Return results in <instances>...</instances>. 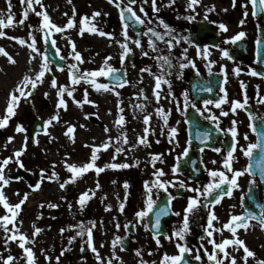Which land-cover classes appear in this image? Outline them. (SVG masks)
<instances>
[{
	"label": "rangeland",
	"instance_id": "1",
	"mask_svg": "<svg viewBox=\"0 0 264 264\" xmlns=\"http://www.w3.org/2000/svg\"><path fill=\"white\" fill-rule=\"evenodd\" d=\"M44 11L47 12L51 21L57 26H64L69 18H72L75 22V27L67 29L63 33H57L52 31L51 39L56 42V48L59 49L60 55L65 57L63 60L64 71H57V68L50 63L52 69L51 73H47L44 78V82L38 85L34 92V95L29 100L21 99L19 107L16 109V115L13 116L8 125L0 129V161L6 157H13L15 150L21 148L24 136L27 135L26 150L19 158L24 167L21 168L15 163V157L12 162L9 163L4 169L5 175L9 178V184L3 189L10 204L17 203L23 198L25 193L34 195L42 190H54L57 194L56 202L41 201L36 203L33 207H29L28 198L22 205L21 211L17 217V226L25 223L27 230L24 232L29 239H34V244H26V247L32 248L35 257V264H98L95 254L87 246V233L83 236H77L76 232L79 228L76 227L80 222H83L86 228L92 229L93 246L97 249L103 261L106 262L112 259V264H115L116 259H113L112 237L111 233L113 229V218H116L115 214L121 212L120 204H124L123 212H133L144 209L146 202L145 182L149 185L156 179L153 173L157 169H162L165 175L160 177L161 180L172 182L167 186H176L177 181L181 178L184 179V175H173L172 166L173 162L178 157L177 154H173L169 145V140L164 138V128L168 127V123L165 126L163 120L156 112L157 108H160L167 114L169 110L168 99L166 100L165 91L160 89V100L157 103L155 96L153 95V89L155 86V75H161L157 66V60L154 57L158 55H164L160 51L159 41L154 39L156 52H153L148 46L149 38H141V48H137L132 40H135L132 32L127 29L128 36L131 38L127 43L132 49L130 55L138 60V64H129L125 62L123 66L120 62V54L122 49L116 43V41H123L122 24L118 17V9L112 4L108 3V0H42ZM247 0H236L235 7H233L232 0H200V4L195 6V12L186 11L187 0H175V4L170 7H161V5H167L168 0H157V6L160 7L161 13H153L151 0L141 5V0L137 1L133 5L134 11L137 15L145 19V23H148L149 19L152 21L154 27L160 28L159 20L165 19L166 12L177 11V15L181 17L194 16L197 14L204 16L206 9L214 6L215 10L207 12V14L214 16L219 20V23H223L228 27L231 21L245 18L243 13L244 8L242 4H246ZM14 23L21 19V14L26 8V5L22 6L20 0H11ZM123 4L127 5L126 0H123ZM143 6L145 12L148 14V18L144 17V14L139 11ZM36 11H40L39 5H34ZM73 9H75V15H73ZM226 9V11H225ZM166 10V12H164ZM99 11L100 16L91 19L85 28L94 25L97 29L106 33V21L107 18L115 20L111 29V34L114 39L108 37H102L95 33H89L85 31L83 35L79 34L81 17H92L93 12ZM247 11L250 14L249 4ZM0 13L4 14L5 23H7L8 5L6 0H0ZM107 13V15H104ZM67 14V15H65ZM41 17H37L34 12H29L24 25L18 27H6L0 29L6 33V36L0 37V47L4 48L11 56L18 57L17 53L23 51L26 55L35 57L32 59L34 63V69L30 76H34L35 72L39 68L41 63V57L36 53H32L27 46L19 45L15 40L8 39L7 37H19L31 43L29 39V32L36 40V47L41 53H44L45 47L42 39V32L36 31L41 22ZM149 24V25H150ZM28 25H31L30 29ZM155 29V28H154ZM71 39L83 59V63H78V67L81 71L96 70L99 69L106 57H111L107 61L108 65L115 69H122L125 78L128 83L122 88H116L115 92L119 93V96L113 92L100 91L97 92L90 84L84 83L73 86L75 91L73 96L77 101L84 99L85 90L88 93V100L92 103H84L81 106H77L73 103L72 98L65 95L67 102V111L60 109L57 110L55 105L57 102L56 89L50 87V78L55 76L58 84L70 85L68 79L67 65L71 63H77L72 59L69 53L72 51L71 46L67 43L68 39ZM55 48V50H56ZM146 51L148 56H143L141 52ZM9 62L5 56L0 54V104H6L8 94L12 89L11 71L9 70ZM142 68H150L153 75H150L147 71L141 72ZM97 82L105 83L104 77L96 78ZM21 81L16 83L19 84ZM110 86V85H109ZM111 87V86H110ZM143 89L144 95L147 99L139 100V95L136 92ZM49 95L45 98L44 93ZM135 97V98H134ZM154 97V100H153ZM123 99L124 112L121 114L117 109V101ZM120 102V101H119ZM143 104L145 110L141 112L136 109L134 105ZM172 104V103H171ZM0 117H3L5 112H1ZM5 111V109H4ZM59 111V122H53L52 125L46 130L48 135H45V130L40 134L32 135L29 131V126L33 120L36 119L43 124V121L48 120L53 114ZM151 114L149 125H144L143 116ZM123 115L125 124L122 127V131L126 133L128 143L122 144L125 155H129L136 164L128 168L110 169L106 168L105 171L97 175L94 171L90 170L80 177L75 179V182H69L65 184L63 189L60 188L61 183H65L71 177L65 166V159L67 162H74L76 165H83L88 162L91 155V147L88 146H100L104 142L108 141L109 137H115L117 133L116 127H114V121ZM87 117V118H86ZM135 117V118H134ZM169 120V119H168ZM168 122V121H167ZM17 124L22 125L25 129V133H16L15 127ZM74 126V132L71 134L74 137V143L64 133L67 130L68 125ZM83 125V127H81ZM105 127H108L109 131L105 132ZM149 128L147 134V146L138 144L137 138L144 135V128ZM115 132V133H114ZM118 134V133H117ZM8 137H13L11 143H7ZM33 138L38 140V144L33 143ZM176 139V138H175ZM18 140V144L12 147L14 141ZM178 141V140H176ZM132 145H136L134 148ZM14 149V150H13ZM70 149H73L70 151ZM112 145L105 151L99 152L98 156L105 163L112 160L113 150ZM131 149V150H129ZM129 153V154H128ZM100 154V155H99ZM73 157H72V156ZM159 155L161 160L152 162V156ZM124 162L123 160H121ZM98 162V160L96 161ZM95 162V163H96ZM55 164V168L52 165ZM97 164V163H96ZM100 164V162H99ZM107 164V163H106ZM101 167V165H99ZM21 168V169H20ZM18 170H22L25 173L31 175L33 182L39 183L40 188L33 191L29 186L28 181L19 174L17 180H12L10 177L15 175ZM41 170H43V178ZM21 171V172H22ZM57 173L58 179H49L51 172ZM171 174V176H170ZM171 177V179H170ZM170 179V180H169ZM185 180V179H184ZM99 182L100 187L97 189L96 183ZM114 191L118 195L109 197L107 194L108 186H112ZM127 182L128 188L125 190L124 184ZM110 184V185H109ZM186 194L182 199L185 202L195 195V193L187 191V188H197L194 184L185 183ZM91 190L89 199L83 209L77 203L79 196L83 192ZM158 192L159 189L153 188L152 192ZM7 193V194H6ZM15 193H19L16 195ZM94 193V195H92ZM154 193H151V195ZM115 200V203H109L110 200ZM144 200V202H143ZM35 202V200H34ZM113 202V201H112ZM48 204H56L58 207L50 208ZM71 204V208H69ZM40 205H44L40 207ZM110 207V211H106V208ZM177 211V210H176ZM7 213L6 210L0 206V216ZM111 215V216H110ZM40 217L37 219V217ZM22 221V224H20ZM29 224H26V223ZM95 223V227H92V223ZM33 225L39 227L42 231L36 236L32 237ZM11 228V225H8ZM61 229H64L63 233ZM0 234L3 235V242L1 245L5 247V253L12 255L15 259L12 264H26V258L24 257L23 250L19 248L18 241L9 240L5 244V233L0 228ZM11 233H9L10 235ZM74 237L72 242L69 243V238ZM110 239V241H107ZM103 245V247H101ZM83 248V251L81 249ZM65 249L64 254L61 252ZM117 249V246L116 248ZM105 250H107L105 252ZM255 253V259H252L256 264L257 259L261 256L264 260V248L263 250L253 251ZM6 256V257H7ZM50 259H45V257ZM116 256V253H115ZM0 257L2 255L0 254ZM57 257L59 261L57 262ZM2 260H0L1 262ZM248 264V263H247Z\"/></svg>",
	"mask_w": 264,
	"mask_h": 264
},
{
	"label": "snow or ice",
	"instance_id": "2",
	"mask_svg": "<svg viewBox=\"0 0 264 264\" xmlns=\"http://www.w3.org/2000/svg\"><path fill=\"white\" fill-rule=\"evenodd\" d=\"M70 3L71 0H68ZM148 0H141V5L147 3ZM6 3L8 5V14H7V23H5L4 19V14L0 13V29H4L6 27H18L24 25L25 20L27 19L29 12H34L37 17H41V22L39 24V27L36 28V31H40L45 33L43 36V39L45 43L48 42L49 38L52 35V31L54 30L57 33H63L67 29H72L75 27V22L72 18H69L67 20V23L64 26H57L55 23H53L47 14L46 11H44V5L42 3V0H20V3L22 6L26 5V8L21 14V19L18 22L14 23V18L13 14L11 13V0H6ZM109 4H112L114 7H116L119 10L120 14V19H121V24H122V35H123V41H116V43L119 45V47L122 49V52L120 54V62L121 65L123 66L124 61L127 56L132 52V49L128 45V41L131 39L128 36L127 29L129 27V21H131L133 24L137 25H143L145 23V19H142L141 16L137 15L136 11L133 9V5L137 3V0H128V4L125 5L123 4V0H108ZM173 4H175V0H168L167 5H161V7H170ZM200 4V0H187V7L186 11H192L195 12V6ZM233 7H235L236 0H232ZM248 4L252 6V16L253 17H264V0H247L246 4H242L241 7L245 9L243 16L246 18L249 13L247 11ZM34 5H39L40 11H36L34 8ZM151 6H152V11L153 13H158L160 11V7L157 6V0H151ZM215 8L214 6L211 8H207L205 12L204 19L207 20V12L214 11ZM139 11L144 14L145 18H148V14L145 12V9L143 6L140 7ZM226 11V9H225ZM67 15V14H65ZM73 15H75V9H73ZM101 13L99 11L93 12L92 17H81L79 24H80V29H79V34L83 35L85 31H88L89 33H95L98 34L102 37H108L110 40L114 39L111 33H105L99 29H97L94 25L91 27L85 28V25L91 20L94 19L97 16H100ZM104 15H107L105 13ZM185 19H188L191 21L194 19V16H187ZM151 23V20L149 19L148 21ZM245 23V20L242 19L240 21V24L243 25ZM159 24L164 28L163 33H159L155 31L152 28H149L143 35H149L151 34V37H155L156 40L164 42L167 45L168 52L171 53L173 47H174V42L175 44H179L181 40H184L185 43L192 44V41L188 37H179L178 35H173L174 29H172L168 24L164 23L163 20H159ZM28 27L31 29L32 26L28 25ZM219 29L227 32V26L224 25L223 23L218 25ZM259 28V26H258ZM261 31H264V29H261ZM138 36L140 33L137 34ZM6 36V33L2 30H0V37ZM245 36V33L243 31L235 34L232 37H229L224 40L225 44H236L237 41H240L243 37ZM165 37H170L169 39H165ZM8 39H13L15 40L19 45L21 46H27L32 53H36L41 57V63L39 64L38 70L35 72L34 76L30 75H25L22 79V81L16 85L14 91L9 92L8 94V99L6 103V108H5V114L3 117H0V129L5 128L9 120L16 115V109L19 107V102L21 99L24 100H29L31 96L34 95L35 90L37 89L38 85L42 84L44 82V78L46 77L47 73H51L52 69L50 67V61L49 58L41 53L39 49L36 47V40L35 37L32 35V32H29V39L31 40V43H28L26 40L21 39L19 37H7ZM67 43L71 46L72 51L69 53V55L72 57L74 61L77 63H71L67 65V71H68V79L70 81V85H61L58 84L57 78L53 75L50 78V87L53 89H56V96H57V102H56V109L60 110L63 109L67 111V102L65 100V95L68 97L72 98V101L74 104L77 106H81L84 103H92L91 101L88 100L87 96V90H85L84 93V99L81 101H77L74 96L73 92L75 91V88L73 86L80 84L82 81L84 83L90 84L97 92L100 91H105V92H113L115 95L119 96L118 92H115L116 88H122L124 87L128 81L126 78H123L120 75H117L118 69H115L111 66L108 65L107 61L111 59V57H106L102 66L99 69L96 70H85L81 71L78 67V63H83V59L81 54L76 51V46L74 42L69 38L67 40ZM132 43L136 45L137 48H141V41L139 38L132 40ZM257 62H260V46L264 44V40L258 39L257 40ZM52 47L56 48V42L54 40L51 41ZM148 46L149 48L152 49L153 52L157 51V48L155 46V42L150 38L148 41ZM195 46V45H193ZM217 49L221 53V58L222 59H232V56L229 54V51L227 49H221L219 46H216ZM187 51L188 49L185 48L183 52L181 53V56L179 57V62H178V67L181 70V73L177 75V79L181 78L182 75V70L186 67H193L195 68V63L192 60H189L187 57ZM0 54L5 56L8 60L9 63L15 64L16 61L15 59L7 52L5 51L4 48L0 47ZM143 56H148L149 53L146 51L141 52ZM56 55L57 57L63 61L65 60V57L60 55L59 49L56 48ZM210 56V52L207 47L203 48L201 50L199 46H197V58H202L204 60H208ZM35 57H32L31 59H34ZM31 59L29 60V63H31ZM154 59L157 60V66L163 68V66H167V69L171 70L174 65L172 63V60L168 55H158L154 57ZM162 62V63H161ZM212 63H215L214 61H209V71H210V66ZM57 71H64L63 67L57 66ZM141 72L147 71L150 75H153L150 68H142L140 70ZM233 73L236 76H239L241 74V69L239 67L234 68ZM170 75V71L166 73ZM211 74V71H210ZM126 75V74H125ZM221 75H224L225 78V83L227 82V75L225 73V68L223 65H221ZM248 75L251 76H259L261 79H264V73L257 72L255 70L249 69ZM165 74L161 75H155V86L153 89V95L156 98L157 103H159L160 100V89L162 84H168L169 89L171 88L170 82L164 78ZM98 77H104L105 79L114 81L113 85L110 87L108 83H100L97 82ZM241 89L243 90L246 85L241 81ZM258 87V86H257ZM210 91L211 89H207ZM221 92H224L225 95L224 97H221L218 101H212V100H205L204 104H214L215 107L220 108L222 104L228 103L226 97L227 93L226 90L224 89L223 86H221ZM48 93L45 92L44 96L45 98L48 97ZM169 95L171 96V90H169ZM135 98V97H134ZM139 98L147 99V97L144 95L143 89L140 90L139 93ZM258 103L264 104V97H259ZM188 105V99L187 95L185 94V106L187 107ZM247 105V96L245 95V99L243 102L240 101H232L231 102V107L230 111L235 114L237 109H243ZM136 109H139L141 112L145 110V105L143 104H137L134 105ZM192 107H195L193 104ZM117 108L119 112H123V109L120 108V102L117 101ZM179 110V108H177ZM199 111V110H198ZM156 112L159 114L160 118L163 120L164 125H167L168 121V115L164 113V111L160 108L156 109ZM229 113L227 111H224L221 109L220 115L221 116H227ZM87 118V117H86ZM135 118V117H134ZM210 121H217L218 118L215 115H209L206 117ZM151 119V114H146L143 116V123L144 125H149ZM250 121L253 119V117L250 115L249 116ZM60 116H59V111H57L55 114H53L48 120L43 121L42 127L45 130V135H48L47 129L50 125H52L53 122H59ZM125 124V119L123 115H120L115 121H114V127L117 129V136L115 137V143L117 145L120 144H127L128 139L127 135L125 132L122 131V127ZM233 127L230 129L231 136H232V145L230 147V150L227 152L226 157L222 161V168L224 170H208V176L210 177L209 183L205 184L201 187L197 188H187V191L195 193L194 196L189 197L187 206L184 209V216H183V222H182V227L179 229H174L172 232L171 237L167 236V234H164L161 232V217L166 216L169 214L170 210V204L171 200L174 199L171 195L168 197V205L166 207H162L159 209V211L155 212V220L154 223L152 224V227L156 230L153 239L156 241L157 247H160V240L158 238L159 235H164L165 239H176V248H177V254L176 255H168L165 253L161 259L160 264H189V262L185 259L186 254L191 253V249L187 247L185 243H181L182 241L185 240L186 234L190 232V227H189V216L192 214L194 211H196L200 207H205L207 208L209 205L208 204H201V198H203L204 201H210L212 205L219 204L221 200L227 196L231 197L233 190L235 188H238V178L245 175L246 173L248 175H252L251 172V165H249L247 168L243 170H235L232 166L233 164V159H234V153L236 151V145L238 141L236 140L237 136V131L235 128L236 121L232 122ZM83 127V125H81ZM249 127L252 129L254 133L257 134V142L256 143H250L247 145L246 148L241 147L240 151L243 153L244 156L251 158L253 156L254 150L259 149L260 151V157L259 160L257 161L256 167L259 169V173L261 176V181L264 182V130L258 131L256 127H254L251 123L249 124ZM105 132L107 133L109 129L105 127ZM219 130V129H218ZM144 135L140 136L137 138V143L146 145L147 146V134L149 133V128L145 127L144 128ZM15 132L16 133H25L26 129L20 125L17 124L15 127ZM74 132V126L68 125L67 130L64 133L72 142L74 143V137L71 135ZM176 133L175 128H171L169 130V135L173 136ZM198 136L200 135L199 133L197 134ZM204 140L206 141L208 138L207 133L203 134ZM245 139H247V135H245ZM13 140V137H8L7 143H11ZM27 140L28 137L27 135L24 136L23 143L21 148L17 149L13 153V157H15V163L23 168L24 165L20 161V157L22 156L23 152L26 150V145H27ZM203 142V141H202ZM33 143L38 144V140L33 138ZM113 143V138L109 137L108 141L104 142L100 146H88L86 147H91V155L88 160V162L84 163L83 165H76V164H68L67 160L65 159L64 166L66 170L71 173V177L69 178L68 181H65V183L60 184V188L63 189L65 187V184L72 182H75V179L77 177L82 176L83 174L87 173L88 171L92 170L94 171L97 175L105 171L106 168H111V169H120V168H128L130 167L129 164L127 163H110V164H105L103 167H99L96 165V161L99 159L98 153L101 150H107ZM136 145H132L134 148ZM131 150V149H129ZM215 151L219 152L220 149H214ZM124 149L122 146H117L115 147V152L113 154L112 159H116V155L120 154L123 152ZM188 153V149L185 148L183 155L186 156ZM13 157H6L2 161H0V206H2L7 213H10V215L5 214L3 216H0V228L3 229L5 233V244L9 240L11 241H18V246L23 250L24 257L26 258V264H35V257H34V252L32 248L26 247V244L32 243L34 244V239H29L27 235L24 233L20 232V228L17 226L16 220L17 217L21 211L22 205L25 203V201L28 198V193H25L23 198H21L17 203L15 204H10L8 202L7 196L5 195L3 189L9 184V178L6 177L4 169L7 165H9L10 162H12ZM156 160H160L161 163H163V160H161L159 155H153L152 156V162L154 163ZM215 163V161H213ZM55 164L52 165L53 168H55ZM173 174L177 172V168L173 167L172 168ZM42 173V178H43V170H41ZM227 173H231V176H229ZM153 175L156 177V179L152 182L151 185H149L148 182H145V192H146V207L140 211L135 212V217L137 218V223L144 221L146 217L149 216V213H152L154 211V206L156 205V201L152 199L151 193L152 189L155 187L157 189H162L165 192H167V186L171 184L172 182L170 181H164L161 180L160 177H163L165 173L163 172L162 169H157ZM49 179H58L57 173L55 171H52L50 176L48 177ZM115 183V181H113ZM250 185L254 183V181H249ZM179 186L181 188H186V185L184 184L183 181L179 182ZM33 191L38 190L40 188V184L36 183L34 186H31ZM97 189L100 187L99 182L97 181L96 183ZM125 190L128 188L127 182L124 184ZM91 190L87 192L81 193V195L78 198L77 203L80 205L81 209L85 206L86 202L91 199L90 195ZM16 195H19V193H15ZM94 195V193H92ZM44 205H40V207H43ZM258 207L261 208L260 215L257 216L254 212L245 209L244 214L242 215H230V219L222 225V229L228 230L232 238H224L220 242H217L215 239H212L213 237V232H221V229H217L213 225V221H218V217L215 215L214 212L209 211L207 213V226L204 228V233L205 235L209 238L208 243L212 245V252L208 253L205 250V255H207V259L211 264H225V259L228 260V264H236V257L232 255V253L225 251L226 247L228 246H233V251H238L240 249H243V256L241 259L243 260V264H247L248 258H255V253L251 251L244 243L243 240L239 239L237 237V229L238 228H244L247 230L250 225L248 221L250 220H255L257 223L261 226L262 230H264V206L262 205H257ZM48 207L50 208H56L58 205L56 204H48ZM69 208H71V204H69ZM110 207L106 208V211H110ZM124 210V204H120V211L122 212ZM175 215H180V213H174ZM40 217L38 216L37 219ZM92 223V227H95L94 222ZM131 223V222H129ZM20 224H22V221H20ZM8 225H11L12 227L9 228ZM145 229L148 228V224L144 223L143 225ZM76 227L79 228V231L76 232L77 236H83L85 232L87 233V246L88 248L95 254L96 259L98 264H104V261L102 257L100 256L99 252L97 249L93 246V238H92V229L91 228H86L83 222H80ZM132 227H135L133 224ZM116 228L119 229L120 225L117 224ZM125 230H128L129 224L124 225ZM33 232H32V237H36L42 229L39 227H35L33 225ZM64 229H61V232L63 233ZM9 233H11L9 235ZM72 239L74 237L69 238V243L72 242ZM201 240L204 239V237H200ZM117 245H120V250L123 251V239L119 236L115 237V239L112 241V247L116 248ZM103 247V245H101ZM203 247V245H201ZM68 249H65L61 252V255L64 254V251H67ZM83 251V248L81 249ZM223 254V257H220V254ZM151 254V253H149ZM135 255L137 257L141 256V252L137 250L135 252ZM15 258L12 255H8L6 258L3 259V264H12L13 260ZM45 259H50L49 257H45ZM57 262L59 261V257L56 258ZM113 259L120 260V257L115 256V253L113 252ZM194 259L196 261L201 260V256L199 252L195 255ZM107 264H112V259H109L107 261ZM121 264L123 262L121 261ZM140 264H147L146 261L140 260ZM256 264H264V260H257Z\"/></svg>",
	"mask_w": 264,
	"mask_h": 264
},
{
	"label": "flooded vegetation",
	"instance_id": "3",
	"mask_svg": "<svg viewBox=\"0 0 264 264\" xmlns=\"http://www.w3.org/2000/svg\"><path fill=\"white\" fill-rule=\"evenodd\" d=\"M126 3H128L127 0ZM249 8L250 14L248 15V19H244L245 23L243 25L240 24L242 19L232 20L227 32L219 29V20L210 14H207V20L204 19L205 15L202 16L198 13L194 19L189 21L185 19V17L178 16L177 11H164L166 14L163 21L174 29L173 35L188 37L192 41V44L185 43L184 40H181L179 44H175L174 42V47L171 53H169L167 45L159 41L160 51L163 52L164 55H168L174 65L171 70L167 69V66H163V68L158 67L160 74H165L164 78L168 80L171 85L170 89L168 84L161 85V89L165 91V102L168 99L167 103L169 106L167 112L169 119L167 122L168 127L164 128L163 135L164 138L170 141L169 145L172 153H178V157L174 160L172 168L176 167L177 162L188 158L183 155L185 148L188 149L187 155L189 158L187 161L190 167L188 163L187 166L190 172L187 173L182 170L175 174L172 172V174L184 175L185 180L181 178L180 181L187 184H194L196 187L202 188L203 185L209 183L210 177L208 176V170H224L222 168V161L232 145L230 129L233 127V121H236V140L238 141L232 164L235 170H243L250 165V158L244 156L240 151L241 147L246 148L248 144L256 143L257 141V135L249 127V124L251 123L255 127L257 124L264 123V104L257 102L259 97H264V79H261L259 76L248 75L249 69L264 73V44L260 46V62H257L256 43L258 39L264 40V31H261V29H264V17H253L251 14L252 6L250 4ZM158 13H161V11ZM118 17L121 22L120 14H118ZM108 19L109 18H107V21ZM112 20L113 24L110 28H108L106 21V33L111 32L112 26L115 23V20ZM149 24L148 22L142 25L140 40L146 37L154 41L155 37H151V34L143 35L149 28H155L154 30L159 33L164 32V28L161 25L158 29L154 27L153 24ZM241 31L245 33V36L240 41H237L236 44L224 43L225 39ZM133 36L137 39L134 34ZM169 38L170 37H165V39ZM217 45L221 49H227L232 59H222L221 53L216 47ZM197 46H199L201 50L205 47L208 48L210 56L207 61L202 58H197ZM185 48L188 49L186 55L189 60L194 61L195 68L191 66L184 68L181 78L177 79V75L181 73L178 67L179 57ZM129 56L131 61L127 59V56L124 63L138 64V60L134 59L130 54ZM209 61L215 62L210 66L211 74L209 71ZM221 65L224 66L227 75L226 83L224 75H221ZM236 67L241 69V74L239 76H236L232 71ZM119 70L122 71V69ZM169 71L171 74H166ZM104 81L107 83L105 78ZM241 81L246 85L243 90L240 86ZM221 86L226 90V99L228 103L222 104L220 108L215 107L214 104L205 105V100L218 101L221 97H224L225 93L221 92ZM207 89L211 90L208 91ZM169 90H171V96L169 95ZM185 94L188 99L187 107L185 106ZM245 95L247 96V105L243 109H237L235 114H233L230 111L231 102H243ZM139 100H141V98H139ZM119 101L120 108H122L124 112L123 99ZM193 104L195 107H192ZM177 108H179V110H177ZM221 109L227 111L229 114L227 116H221ZM123 112L120 113L123 114ZM209 115H215L218 120L210 121L206 118ZM250 115L253 117L251 121L249 119ZM171 128L176 129L174 137L169 135V130ZM198 133L200 134L199 136L197 135ZM204 133L208 135L206 141L204 140ZM245 135H247V139H245ZM214 149H220V151L217 152ZM213 161H215V163H213ZM96 163L97 166L101 165V167L106 164L101 158H99ZM197 166H199L200 172ZM227 174L231 176V173ZM180 181H177L178 183L176 186L170 185L167 192L159 189L158 192L153 191L152 193L154 194L151 195L152 199L156 201V204L160 201V205L156 211H159L162 207H166L169 195L174 197L170 204L171 212L161 217V232L167 234L169 237H171L174 229H179L183 226L184 209L188 202V200L182 202L186 191L179 186ZM249 181H254V183L250 185ZM113 185L114 183H112V186ZM238 185L239 187L233 190L232 196L230 198L225 196L219 204L212 205L210 201H204L203 198H201V204H208L209 206L207 208L200 207L190 214V232L186 234L185 240L181 243H185L187 247L191 249V253L186 254V259L193 264L210 263L207 259V255H205V250L211 253L212 245L208 243L209 238L204 233V228L207 226V213L209 211L214 212L218 217V221H213V225L215 228L221 229V232H213V237H211L217 242H220L224 238H232L228 230L222 229V225L230 219V215H242L245 209L254 212L257 216L260 215L261 208L257 205H262L264 202L263 185L261 181L256 176L246 173L238 178ZM250 190L252 193H250ZM252 198H255V201H252ZM145 207L146 203L144 205V208ZM156 211L149 213V216L139 223H137V218L135 217L136 211H122L115 214L116 218H113L114 232L111 233V236L113 235L111 239L113 241L115 237H121L123 239L124 248L123 251L120 250V245H117V249L113 248L116 256L120 257V260H116L115 264H121V261L123 264H140L141 259L146 261L147 264H160L165 253L168 255L177 254L176 243L180 241L176 239H165L164 235H159L160 247H157L156 241L153 239L156 230L152 227V224L155 220ZM174 213H180V215H175ZM144 223L148 224L147 229L143 226ZM248 223L250 227L247 230L244 228L237 229V237L243 240L251 251L263 250L264 230H262L261 226L255 220H250ZM117 224L120 225L119 229L116 228ZM125 224H129L128 230H125ZM133 224L135 227H132ZM202 236L204 237L203 240L200 239ZM3 240V235L0 234V254L2 255V257H0V260H2L0 264H3V259L7 256L4 245H1ZM107 241H110V239ZM201 245H203V247H201ZM137 250L141 252L140 257L135 255ZM106 251L107 250H105V252ZM225 251L232 253V255L236 257V264H243V260L241 259L243 256V249L233 251V246H228ZM197 252H199L201 256L200 261L194 259ZM220 257H223L222 253ZM255 258H248L247 263L249 264L251 260ZM258 258L262 260L261 256ZM254 263L253 261L251 264ZM225 264H228L227 259H225Z\"/></svg>",
	"mask_w": 264,
	"mask_h": 264
},
{
	"label": "bare ground",
	"instance_id": "4",
	"mask_svg": "<svg viewBox=\"0 0 264 264\" xmlns=\"http://www.w3.org/2000/svg\"><path fill=\"white\" fill-rule=\"evenodd\" d=\"M17 58L16 57H13L16 61L15 64H12V63H9V70L11 71V82H12V89H15L16 87V83L18 81H22L23 77L25 75H31L32 74V70L34 69V63L31 59V56L29 55H26L23 51H20L17 53ZM31 59V63H29V60ZM0 89H1V85H0ZM136 95L138 96L139 95V91L136 92ZM0 107L1 108V112H5L4 109L6 108V104H0ZM108 128V127H107ZM115 133V132H114ZM117 136V133H115V137ZM115 137L113 136V143H112V150L113 152H115V147L117 146H121L122 144L120 145H117L115 143ZM18 144V140L14 141L13 144H12V147H15L17 146ZM94 146V145H93ZM14 150V149H13ZM73 149H70V151H72ZM101 152H105L104 150H101ZM129 154V153H128ZM100 155V154H99ZM72 156V155H71ZM73 157V156H72ZM121 160H123L124 162H122ZM68 163V162H67ZM107 164H110V163H117V164H120V163H127L129 164L130 166L132 165H135L136 162L131 159L129 157V155H125L124 152H121L120 154H117L116 155V159L115 160H110V161H107L106 162ZM68 164H74V162H69ZM5 193V192H4ZM7 194V193H6ZM107 194L108 196L114 198V196L118 195V193L116 191H114V187L113 186H108V189H107ZM56 196L57 194L55 193L54 190H42L38 193H35L34 195H30L29 198H28V205L29 207H33L36 203H40L41 201H50L52 200V202H56ZM35 200V202H34ZM113 201V202H112ZM116 201L115 200H110L109 203H115ZM26 224H29L28 222ZM27 230V227H25V223H23L21 226H20V232L24 233L25 231Z\"/></svg>",
	"mask_w": 264,
	"mask_h": 264
},
{
	"label": "water",
	"instance_id": "5",
	"mask_svg": "<svg viewBox=\"0 0 264 264\" xmlns=\"http://www.w3.org/2000/svg\"><path fill=\"white\" fill-rule=\"evenodd\" d=\"M128 23H129V27L128 28L131 30V32L135 35L136 38H140V35L138 36L137 34L141 33L142 25L133 24L131 21H129ZM112 24H113V20L109 18L108 21H107L108 28H110ZM44 35H45V33L42 32V38H43ZM43 41H44V39H43ZM51 41H52L51 37L49 38L47 43H45V41H44V46H45L44 55H46L49 58L50 63H52L56 68H57V66L63 67V61H61L57 57L56 50H55V48L52 47ZM127 59L129 61H131L130 56H128ZM117 75H120L123 78H125V76H124L122 71H118ZM105 80L110 85H113V83H114V81H111V80H108V79H105ZM255 127L257 128L258 131L264 130V123L257 124ZM29 131H30V133L32 135L42 133L44 131V129L42 127V123H40L39 121L34 119L32 124L29 126ZM185 157L189 158L188 155H186ZM259 157H260L259 149L254 150L253 156L250 158V165H251L252 176L256 175L258 177V179L261 181V176H260V173H259V169L256 167V164H257V161L259 160ZM188 158L177 162V164H176L177 172H181L182 170L186 171L187 173L190 172L189 169H188V166H189V163L187 161ZM197 162H198V160H197ZM187 163H188V166H187ZM197 167H198L199 172H200L199 166H197ZM18 171L19 172H17L15 175L10 177L12 180H17L18 177H19V174H20L28 181L29 186L30 185L31 186L35 185V183L33 182L30 174L25 173L22 170H18ZM261 183L263 185V200H264V182L261 181ZM251 190H250V193H252V191H253V190L252 191ZM252 201H255V198H252ZM164 203H165V201H164ZM159 205H160V201H158L157 204L154 206V211L158 210ZM166 206H169L168 203L166 204ZM262 206H264V202H263ZM169 213H170V210H169ZM185 259H186V257H185ZM187 261L189 262V264H193L189 260H187ZM209 264H211V262Z\"/></svg>",
	"mask_w": 264,
	"mask_h": 264
}]
</instances>
